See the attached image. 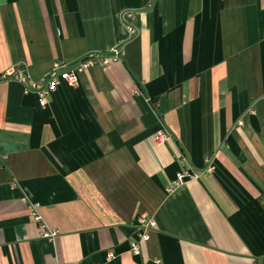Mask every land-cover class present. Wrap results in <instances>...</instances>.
<instances>
[{
	"label": "crops",
	"instance_id": "obj_1",
	"mask_svg": "<svg viewBox=\"0 0 264 264\" xmlns=\"http://www.w3.org/2000/svg\"><path fill=\"white\" fill-rule=\"evenodd\" d=\"M113 47L44 107L25 92ZM18 66L27 82L0 87V264H264V0H0V74ZM181 171L198 174L171 187ZM140 215L155 225L133 254Z\"/></svg>",
	"mask_w": 264,
	"mask_h": 264
},
{
	"label": "built area",
	"instance_id": "obj_2",
	"mask_svg": "<svg viewBox=\"0 0 264 264\" xmlns=\"http://www.w3.org/2000/svg\"><path fill=\"white\" fill-rule=\"evenodd\" d=\"M122 16H128L129 18H134V11L130 9H125L122 12ZM126 28L129 35L136 34L135 28L130 24L126 23ZM122 56L121 47H113L107 52L99 51H87L77 60L72 63H64L62 61L55 62L51 68L38 80V81H28L27 69L24 66H18L6 70L0 74V87L3 82L10 80L15 76V78L21 82H27L25 92L33 91L36 93L38 98V103L40 106L44 107L47 104V97L55 92L61 84H65L68 87L75 88L78 84V74L86 69L93 66H103L109 61L119 60ZM154 138L157 141H165L169 138V135L164 129H160L155 132ZM205 167L203 172H212L215 167V162L213 157L205 158ZM198 173L188 174V172H178L176 178L171 181L170 186H178L185 177H196ZM35 219L39 220L40 217L33 213ZM138 227L137 233L139 239L131 242V252L133 254H138L140 252L139 243L142 240H147L149 238L148 231L154 227L155 222L152 219H148L145 215H140L138 217ZM54 235L52 232H43L44 237H51ZM114 257V254L109 252L107 254V259Z\"/></svg>",
	"mask_w": 264,
	"mask_h": 264
}]
</instances>
